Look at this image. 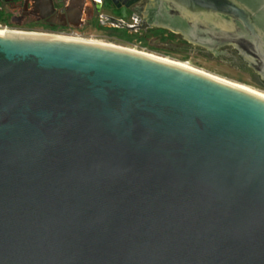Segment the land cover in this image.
<instances>
[{"label":"water","instance_id":"1","mask_svg":"<svg viewBox=\"0 0 264 264\" xmlns=\"http://www.w3.org/2000/svg\"><path fill=\"white\" fill-rule=\"evenodd\" d=\"M128 7L264 87V0ZM48 34L0 32V264H264V97Z\"/></svg>","mask_w":264,"mask_h":264},{"label":"flooded vegetation","instance_id":"2","mask_svg":"<svg viewBox=\"0 0 264 264\" xmlns=\"http://www.w3.org/2000/svg\"><path fill=\"white\" fill-rule=\"evenodd\" d=\"M144 2L145 0H0V18L13 29L45 32L58 36L67 35L64 33L76 34L75 31L85 25L103 31L111 37L113 36L107 32V28L114 26L123 27L130 32L160 27L180 35L179 31H173L163 26L145 25L144 28L139 26L129 28L122 25H106L104 22L100 23L98 19V14L101 13L116 19L120 18L123 22L131 24L133 21L132 9L128 5ZM72 36L74 35L66 37H76ZM135 41L139 42V40Z\"/></svg>","mask_w":264,"mask_h":264},{"label":"rangeland","instance_id":"3","mask_svg":"<svg viewBox=\"0 0 264 264\" xmlns=\"http://www.w3.org/2000/svg\"><path fill=\"white\" fill-rule=\"evenodd\" d=\"M75 32L76 34L73 33H64V34H67L65 35V37L74 35L72 37L76 36L75 38L86 39L92 42L94 41V42H100V43H106L112 45L117 44V45L129 47L131 49L139 50L140 52L143 53H149L156 56L172 59L175 61L185 62L186 64L193 66L197 69L212 73L214 75L220 76L222 78L240 84H244L247 87H250L254 90L264 93V89H260L256 86L238 80L237 78L245 79L246 75L244 74V72L238 70L235 66L226 63L215 56H205L203 54H200L198 53L197 50H194L193 47L191 49L189 48L188 50L184 49L183 48V46L185 45L184 42L178 39L177 37H169L166 39H162L157 36L149 37L148 42L153 47H155V48H150L147 45L140 44V42L138 41L127 43L116 40L115 38L111 37L110 35H107L103 31L92 29L89 25H85L80 30H76ZM64 34H60V35H64ZM179 49H183L185 50V52L183 51L180 52L178 51Z\"/></svg>","mask_w":264,"mask_h":264},{"label":"trees","instance_id":"4","mask_svg":"<svg viewBox=\"0 0 264 264\" xmlns=\"http://www.w3.org/2000/svg\"><path fill=\"white\" fill-rule=\"evenodd\" d=\"M107 32L109 34H112L113 38H115L116 40L127 42V43H131V42H133L135 40H139L140 44L147 45L150 48H155L148 42V37L151 36V35L157 36V37L162 38V39H166V38H169V37H177L178 39H180L181 41L184 42V44H185L183 46L184 49L188 50L189 48L191 49L193 47L194 50H197L198 53H200V54H203L205 56H213L203 46L196 45V44H191V43L187 42L185 39H183L180 35L175 34V33L171 32V31H167L166 29L160 28V27H152V28H149V29H147L145 31L130 32V31H128L127 29H125L123 27L114 26V27L107 28ZM159 48H161V47H159ZM178 51L185 52V50H183V49H179ZM236 68L238 70L244 72V74L246 75L245 79L237 78L238 80L243 81V82L248 83V84H251L253 86H256V87H258L260 89H264V87H262L261 85H259L258 83H256L252 79H250L249 75H248V73L246 71H244V70H242V69H240L238 67H236Z\"/></svg>","mask_w":264,"mask_h":264},{"label":"bare ground","instance_id":"5","mask_svg":"<svg viewBox=\"0 0 264 264\" xmlns=\"http://www.w3.org/2000/svg\"><path fill=\"white\" fill-rule=\"evenodd\" d=\"M1 32V31H0ZM4 32V31H2ZM49 36H52V37H58V38H64V39H70V40H74V41H78V42H82V43H94L91 42L90 40H86V39H78V38H71V37H65V36H58V35H54V34H48ZM47 35V36H48ZM96 43H100V42H96ZM103 44V43H102ZM106 44V43H105ZM107 45H112V44H107ZM143 53V52H141ZM144 55H147L148 57H151V58H155V59H158L160 61H164L166 63H171L173 65H177V66H181V67H184L186 69H189V70H193V71H198V72H201V73H204L206 74L209 78H211L213 81H216V82H219V83H227V84H230V85H233V86H237V87H240L242 89H245L247 91H250L252 93H255L257 95H260L261 97H264V93H261L257 90H254L250 87H247L246 85L244 84H240V83H237V82H234V81H231V80H228V79H225V78H222L220 76H217V75H214L212 73H209V72H206V71H203V70H200V69H197L193 66H190L188 64H186L185 62H181V61H175V60H172V59H168V58H164V57H160V56H156V55H153V54H149V53H143Z\"/></svg>","mask_w":264,"mask_h":264},{"label":"built area","instance_id":"6","mask_svg":"<svg viewBox=\"0 0 264 264\" xmlns=\"http://www.w3.org/2000/svg\"><path fill=\"white\" fill-rule=\"evenodd\" d=\"M7 30H17V29L11 28V26L7 22L3 21L0 18V31L2 32V31H7Z\"/></svg>","mask_w":264,"mask_h":264}]
</instances>
